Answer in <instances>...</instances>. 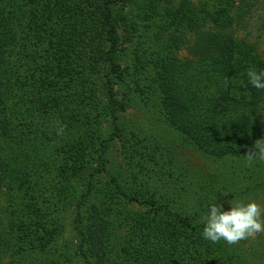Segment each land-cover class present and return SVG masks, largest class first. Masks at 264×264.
I'll return each mask as SVG.
<instances>
[{
	"label": "trees",
	"instance_id": "1",
	"mask_svg": "<svg viewBox=\"0 0 264 264\" xmlns=\"http://www.w3.org/2000/svg\"><path fill=\"white\" fill-rule=\"evenodd\" d=\"M208 1L212 9L206 10V17L194 8L184 12L166 9L164 0H129L128 10L124 0H0V140L9 152L19 150L29 156L24 164L11 158L0 159V165L12 161L18 170L2 172L0 188L5 187V180L12 172L11 178H19L13 181V192L21 190L31 178L32 165L40 164V169L46 171L55 154L82 158L87 153H97L100 158L97 173L107 172L110 146L120 133L122 113L132 101L130 94L118 90L125 69L123 51L142 29L170 32L176 39L184 26L201 33L206 29L213 32L210 51L200 68L186 71L169 52L173 47L168 45L162 51L150 45L141 52L137 66L139 79L134 78L133 82L138 86L140 82L143 84L146 105L153 102L164 118L188 125L201 149L208 153L227 152L233 159L248 163L244 165L246 171L255 169V165L264 166V159L258 155L264 144L257 147L264 141V102L257 112L253 108L247 111L251 119L248 130L243 128L246 112L233 115L229 108L232 101L252 91L247 70H264V62L261 64L257 58L254 44L248 52L237 51L238 46L230 36L233 30L227 27L230 18L238 15L233 1ZM222 66L229 70L228 89L223 88ZM103 117L111 118L112 136L93 137L86 148L84 142L93 119L100 121ZM69 128L75 137L63 135ZM37 138L43 142L39 148L35 147ZM53 142L61 143L62 151L49 152ZM74 164L78 169L83 168L81 161ZM95 179L93 175L92 181ZM30 187L36 186L27 188ZM109 191L110 202H99L94 208L87 204L96 193L95 186L89 182L86 200L76 218L77 245L68 252L63 246L58 247L63 226L57 213L30 211L23 199L15 201L16 204L10 201L9 208L15 207L12 212L15 226H27V238L36 242L20 256L24 260L28 257L33 264H65L61 257L68 254L71 264H97L100 258L95 248L108 241L101 240L99 244V239H109L119 229L136 225H132L133 217L120 218L114 211L112 197L119 192L112 187ZM135 200L156 208L153 215L140 217L142 224L138 230L141 232L144 227L153 230L159 238L152 242L148 235L147 248L153 250L126 253L121 264H243L240 259L220 263L218 251L201 237L203 224L180 214L162 212L154 197L142 201L135 197ZM7 231L2 223L0 241L4 244L10 241ZM129 235L127 232L124 239L130 241ZM15 254L17 249L14 258Z\"/></svg>",
	"mask_w": 264,
	"mask_h": 264
},
{
	"label": "rangeland",
	"instance_id": "2",
	"mask_svg": "<svg viewBox=\"0 0 264 264\" xmlns=\"http://www.w3.org/2000/svg\"><path fill=\"white\" fill-rule=\"evenodd\" d=\"M232 1L235 6L234 12L238 15L230 18L227 27L233 30L230 36L238 46L237 51L246 50L248 52L254 44L257 58H260V63L263 64L264 0ZM124 2L128 10L131 4L129 0H124ZM210 4L211 1L209 3L208 0H164L163 6L166 9L183 12L194 8L201 16L207 17L205 12L212 9ZM119 14L122 12L120 11ZM242 16L244 18L239 20L238 18ZM188 28V26L181 28L182 34L177 39L170 32L142 29L134 34L133 42L125 46L122 59V66L125 65V69L118 90L121 94H130L132 101L127 110L122 113L118 131L120 133L110 146L108 156L110 164L107 163V172L97 173L96 166L100 162L97 153H87L82 158L55 154V160L46 171L40 169L38 166L40 164L32 165L30 180L15 193L13 192V181L19 178H11L12 172L7 177L5 187L0 188V227L2 223L6 226L10 241L8 244L0 241V264L13 262L14 264H33L28 257L24 260L20 253L34 246L36 242L27 238V226H15V215L12 213L15 207L9 208L12 206L10 201L16 204L18 200L23 199L24 202H28L30 211L42 209L49 212L48 214L57 213V216L61 217V226H63V229L60 228L61 240H59L58 247L63 246L68 252L77 245L74 241L76 218L79 207L86 200L89 182L95 186L96 193L87 204L97 208L99 202H110L109 189L112 187L115 192H119L112 197L111 203H114V211L120 218L128 215L133 217L131 218L132 225L136 224V229L129 225L126 229H119L116 235L109 239H99V244L101 240L108 241L95 248V253H98L100 258L97 264H121L126 253L153 250L147 248L146 243L149 240L148 235L152 242L154 241L157 236L155 232L146 230L145 227L141 232L138 229H140V217L144 219L148 214L153 215L156 208L137 202L135 197H138L140 201L151 200L154 197L161 205L162 212H172L189 217L196 224H202L201 217L206 213L209 202L221 203L227 209L229 200H255L264 209V166L259 168L255 165V169L249 168L246 171L244 165L248 163L241 159H233V156L227 152L208 153L201 149L192 138L188 125L184 126L174 119L164 118L153 102L146 105L143 84L140 82L138 86L133 82V79L139 75L137 66L140 65L141 52L150 45L162 51L169 46L173 47L174 50L171 49L169 52L186 71L191 72V69L200 68L199 66L205 63L210 51V42H213L210 40H213L214 34L208 29L201 33ZM228 71L227 66L221 67V73L224 74L222 78L225 81L224 89L229 88L226 85ZM130 74L137 75L132 77ZM178 88L180 90V86ZM263 102L264 90L252 87L248 95L232 101L229 108L234 113L233 115H238L242 110L246 112L243 128L248 130L251 119L247 111L253 108L257 112ZM110 121V117H103L100 121L93 119L90 132L86 137L87 141L84 142L86 148L93 137L109 139L112 136L113 127ZM263 130L264 124L262 132ZM63 135L66 138L76 136L71 128L65 130ZM3 144L5 142L0 140V159L2 157L11 158L22 164L28 162L29 156L22 154L19 150L9 152L8 149L2 147ZM54 144L56 143L51 144L49 152L62 151L61 143ZM42 145L41 138H37L35 147L39 148ZM78 161L82 162V169H78V165L74 164ZM5 170L18 171L12 161L9 165H0V177L4 176L2 172ZM79 170H84L85 173L82 175ZM93 175L96 176L95 181H92ZM23 179H25L24 176ZM34 184L36 187L27 188ZM16 189L17 187L14 191ZM28 221L30 219L25 220V223ZM127 232H130L127 237L130 241L124 239ZM211 244L219 253L220 263L240 259L243 264H264V233H257L236 244L230 245L224 241ZM127 245L130 248L126 247ZM16 249L17 254L14 258ZM69 257L68 254L64 258L61 257L62 262L71 264Z\"/></svg>",
	"mask_w": 264,
	"mask_h": 264
},
{
	"label": "clouds",
	"instance_id": "3",
	"mask_svg": "<svg viewBox=\"0 0 264 264\" xmlns=\"http://www.w3.org/2000/svg\"><path fill=\"white\" fill-rule=\"evenodd\" d=\"M248 83L257 90H264V70L249 68ZM264 144V141L258 143ZM264 159V150L258 153ZM225 209L221 203L209 202L206 213L201 217V237L211 243L224 241L236 244L257 233H264V209L255 200H229Z\"/></svg>",
	"mask_w": 264,
	"mask_h": 264
}]
</instances>
